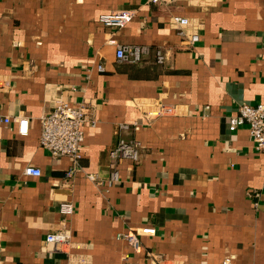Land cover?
Wrapping results in <instances>:
<instances>
[{
    "label": "crops",
    "instance_id": "crops-1",
    "mask_svg": "<svg viewBox=\"0 0 264 264\" xmlns=\"http://www.w3.org/2000/svg\"><path fill=\"white\" fill-rule=\"evenodd\" d=\"M121 9L135 11L124 26L99 22ZM120 44L150 51L121 62ZM59 99L90 106L78 164L40 145ZM262 103L264 0H0V114L12 117L0 124V264H264V155L248 125L229 129L240 105ZM120 140L138 143L139 160L97 185L86 175L108 178ZM142 227L156 231L135 249L121 235ZM53 231L70 243L48 247Z\"/></svg>",
    "mask_w": 264,
    "mask_h": 264
},
{
    "label": "built area",
    "instance_id": "built-area-1",
    "mask_svg": "<svg viewBox=\"0 0 264 264\" xmlns=\"http://www.w3.org/2000/svg\"><path fill=\"white\" fill-rule=\"evenodd\" d=\"M159 2L161 0H152ZM135 15L131 9H121L108 13H102L99 16V22L107 27H122L128 23ZM170 23L178 30V33L185 36L191 44L199 41L198 31L191 27L190 18L183 16H173ZM113 42V41H111ZM150 48L146 45L120 44L117 49V59L121 62L138 63L142 56L149 53ZM156 62H164V53L162 49H155ZM99 71H104V65H98ZM89 103L83 101L72 103L68 100L59 99L53 110L40 117L41 134L40 145L55 157H69L74 164H78L82 159V147L85 140V125L89 122L90 108ZM164 110L165 106L162 105ZM167 110V109H166ZM16 121L19 124V131L22 134L27 133L29 118L27 116H17ZM12 117L0 114V124L10 123ZM241 125H248L249 131L254 142L255 149L264 155V103L259 105L242 104L238 112L229 119V129L235 131ZM122 125V128H126ZM140 156L138 143L135 141L120 140L111 150L113 160L112 169L108 178H103L97 173H88L86 177L94 181L97 185L113 186L119 181L118 164L129 159L138 161ZM23 173L29 176H41L42 170L39 167L29 165L25 167ZM75 168H71L66 175L72 177ZM74 204L72 202H62L59 211L64 215L74 213ZM154 227H142L136 232L128 231L121 236L132 243L135 249L141 246L140 236L143 234H154ZM71 233L67 231H53L46 236V245L52 249L61 250L70 243ZM223 264H232L230 258H225Z\"/></svg>",
    "mask_w": 264,
    "mask_h": 264
},
{
    "label": "trees",
    "instance_id": "trees-1",
    "mask_svg": "<svg viewBox=\"0 0 264 264\" xmlns=\"http://www.w3.org/2000/svg\"><path fill=\"white\" fill-rule=\"evenodd\" d=\"M139 63V62H138ZM138 63H130V64H138Z\"/></svg>",
    "mask_w": 264,
    "mask_h": 264
}]
</instances>
